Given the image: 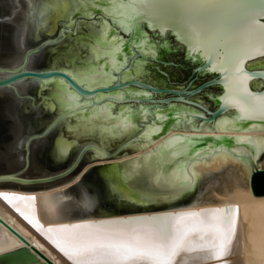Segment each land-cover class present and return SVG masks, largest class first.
<instances>
[{"label":"water","instance_id":"95a60500","mask_svg":"<svg viewBox=\"0 0 264 264\" xmlns=\"http://www.w3.org/2000/svg\"><path fill=\"white\" fill-rule=\"evenodd\" d=\"M143 7L148 0H0V82H9L0 87V189L40 192L64 185L88 163L140 151L172 129L264 131V119L248 116L243 104L234 101L222 111L225 86L217 81L223 73L190 29L165 27L172 21L163 15L150 23ZM256 23L264 24V17ZM240 67L260 74L244 83L264 96V45ZM191 138L194 148L217 140ZM213 150L247 160L249 186L264 195L258 161L224 142ZM141 160L87 168L70 188L87 181L105 203L80 202L77 214L98 221L179 214L164 211L173 203L153 200L176 188L154 181V161L135 171L133 163ZM11 218L0 206V264H64Z\"/></svg>","mask_w":264,"mask_h":264},{"label":"snow or ice","instance_id":"6c2138e0","mask_svg":"<svg viewBox=\"0 0 264 264\" xmlns=\"http://www.w3.org/2000/svg\"><path fill=\"white\" fill-rule=\"evenodd\" d=\"M148 4L149 7L140 11L151 17L150 23L158 22L162 15L170 18L172 22L165 27L190 29L189 35L197 40L205 54L211 55L215 70L223 73L217 81L225 86L222 111L236 101L246 106L248 116L264 119V96H254L244 83V79L260 74L246 73L240 67L243 61L253 57L258 44L264 45V24L256 23L264 17V0H148ZM226 5L235 7L226 8ZM245 30L255 31L257 35L250 39ZM23 75L32 76L31 73ZM8 85L9 82H0V87ZM186 190L183 187L171 194ZM4 199L11 203L7 195ZM236 211L210 208L118 224L49 227L46 233L38 222L34 227L73 264H173L179 252L196 250L193 237L211 238L200 250L211 253L215 259L223 258L233 234ZM138 232L146 233V239H140Z\"/></svg>","mask_w":264,"mask_h":264},{"label":"bare ground","instance_id":"6f19581e","mask_svg":"<svg viewBox=\"0 0 264 264\" xmlns=\"http://www.w3.org/2000/svg\"><path fill=\"white\" fill-rule=\"evenodd\" d=\"M204 135L216 136L217 140L214 143L206 142L204 147L194 148L195 142L191 137ZM219 142L229 144L236 152L250 154L255 161H258L259 166L263 167L259 160L262 151L264 152V131L219 132L172 129L168 134L140 151L118 158L88 163L75 179L64 185L40 192L0 189V206L12 216V221L16 220L32 234V239L36 238L42 243L51 252L53 258H59L64 264H73L49 242L45 234L34 227L36 222L46 233L49 227L76 224H118L128 221L126 219L98 221L99 217L93 214H77L83 207L80 201L71 195L69 188L80 180L87 168L94 164L122 162L134 158L136 160L142 159L133 163L134 170L138 171L144 163L151 164L154 161V164L157 165L154 181H162L163 185L176 188V190L152 199L158 203H174L183 196L184 191L178 195L171 193H175L183 187L187 189L195 187L198 178L201 177L200 172L206 168L208 163L218 159V164L222 168L228 166L236 169L235 172L237 171L246 178L248 182L246 187L237 185L232 188H225L223 192L213 191L208 198H195L185 205L182 204L184 205L182 207L177 206L179 205L177 204L165 208L164 211L182 213L190 210L201 211L202 208L207 207L224 208L225 205H231L237 211L234 215L233 234L227 249L223 258L215 259L211 253L200 250L202 245L211 242V238L200 240L198 237H193L192 245L196 250L179 252L174 258L173 264H264V195L256 196L249 186L251 174L249 162L223 150L214 151L213 149ZM194 154L197 156L192 157ZM222 159L225 160L224 163ZM166 162L169 165H166ZM5 195L9 197L11 203L4 199ZM13 197L20 199H12ZM31 197L35 199L31 200ZM25 216L28 219H25ZM29 220H32L33 223H29ZM137 235L140 239H146L147 236L143 232H138Z\"/></svg>","mask_w":264,"mask_h":264},{"label":"rangeland","instance_id":"374dc122","mask_svg":"<svg viewBox=\"0 0 264 264\" xmlns=\"http://www.w3.org/2000/svg\"><path fill=\"white\" fill-rule=\"evenodd\" d=\"M263 148H264V145H263ZM222 161L224 163L225 160L222 159ZM259 162L264 167V152L263 151H262ZM235 170L236 169H233L231 167L222 169V166L218 164V159L213 160L212 162L206 165V168L202 172H200L201 177L198 178L196 189L194 190V192H192V194L186 195L187 197L184 196L183 198L173 203V205H169V206H175L179 204L177 206L182 207L185 205V203L195 198L205 199V198L210 197L213 191L223 192L225 188H232L237 185L246 187L248 183L246 178L242 177L237 171L235 172ZM208 171H215V172L206 174ZM88 183L89 182L84 181L83 183L75 187H71L69 188V192L71 193L72 196H74L77 200H79L86 206L93 207L95 205L96 206L99 205L102 207L104 201H102V197L100 195V192L98 191L99 189L98 188L96 189L95 187L94 188L91 187ZM95 199L96 201H94Z\"/></svg>","mask_w":264,"mask_h":264}]
</instances>
